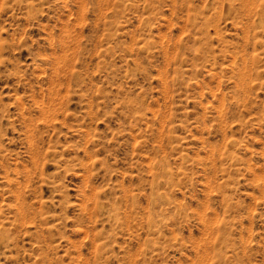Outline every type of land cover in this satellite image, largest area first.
Returning <instances> with one entry per match:
<instances>
[{"label":"rangeland","instance_id":"obj_1","mask_svg":"<svg viewBox=\"0 0 264 264\" xmlns=\"http://www.w3.org/2000/svg\"><path fill=\"white\" fill-rule=\"evenodd\" d=\"M0 264H264V0H0Z\"/></svg>","mask_w":264,"mask_h":264}]
</instances>
